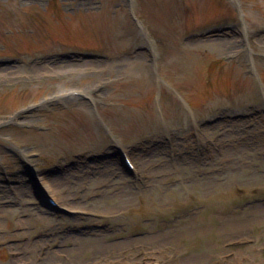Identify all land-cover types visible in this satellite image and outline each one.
<instances>
[{"label":"rangeland","instance_id":"1","mask_svg":"<svg viewBox=\"0 0 264 264\" xmlns=\"http://www.w3.org/2000/svg\"><path fill=\"white\" fill-rule=\"evenodd\" d=\"M126 8L0 0V264H264V0H136L141 28ZM227 20L246 40L194 36ZM144 40L155 62L134 50ZM72 88L90 99L10 120ZM213 112L223 118L199 124ZM112 142L139 145L137 176L87 158ZM56 161L73 167L36 176L40 190L90 214L40 204L27 174ZM93 223L104 227L80 228Z\"/></svg>","mask_w":264,"mask_h":264},{"label":"bare ground","instance_id":"2","mask_svg":"<svg viewBox=\"0 0 264 264\" xmlns=\"http://www.w3.org/2000/svg\"><path fill=\"white\" fill-rule=\"evenodd\" d=\"M204 38H207V37H204ZM204 38H202V39H204ZM71 167H73V166H70V167H68V168H71ZM55 173H57V172H55ZM55 173H53V174H55ZM53 174H51L52 176H54ZM30 175V174H29ZM18 182H19V190L17 191L18 193H21V194H24V195H28L29 194V192H28V189H27V186L25 185V183H24V181L22 180V178H19L18 179ZM40 182H37L36 180L34 181V183H33V188L35 189V190H39L40 191ZM16 192V193H17ZM10 201V200H9ZM12 202V201H11ZM15 202V201H14ZM16 203V202H15ZM72 208H77V207H75V206H71ZM43 211L42 210H40L39 211V216H42V213Z\"/></svg>","mask_w":264,"mask_h":264}]
</instances>
